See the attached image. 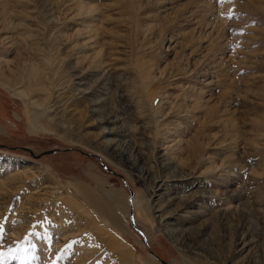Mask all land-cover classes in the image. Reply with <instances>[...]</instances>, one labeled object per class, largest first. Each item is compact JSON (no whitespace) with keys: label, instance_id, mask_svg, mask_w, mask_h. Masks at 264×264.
Returning a JSON list of instances; mask_svg holds the SVG:
<instances>
[{"label":"rangeland","instance_id":"rangeland-1","mask_svg":"<svg viewBox=\"0 0 264 264\" xmlns=\"http://www.w3.org/2000/svg\"><path fill=\"white\" fill-rule=\"evenodd\" d=\"M0 71V264H264V0H0Z\"/></svg>","mask_w":264,"mask_h":264},{"label":"bare ground","instance_id":"bare-ground-1","mask_svg":"<svg viewBox=\"0 0 264 264\" xmlns=\"http://www.w3.org/2000/svg\"><path fill=\"white\" fill-rule=\"evenodd\" d=\"M101 62H102V60H101ZM30 69L32 70L31 73H30V75H29V79L31 80L30 85L31 84L33 85L31 87H35V88L38 87V89L39 88L40 89L42 88V89L45 90V88H43L42 85H40L38 83V80L40 79V78L37 79V76H38L37 74H39V73H36V72H38V71H35L34 68H30ZM30 69H29L28 72H30ZM4 73H5V71L3 73L0 71V83L1 84H7V83L9 84L10 83V85H12L13 84L12 81L9 82L8 81V78H7V75H5ZM12 78H13V76H12ZM71 78H73V80H78L80 77L79 76H76V75H72ZM28 82H29V80H28ZM76 84H77V86H80V87L83 86V88H85L84 83L81 84L80 81H78V83H76ZM93 84L94 85L89 86V87H87L85 89H82V92H81V94L83 93V95H88L89 98H91L89 100L90 101V107L93 108V111H91V113L93 114V116H95V115H97L99 117L101 116L100 118H101V121L103 123H114L116 121V118H115L114 114L112 112H109V111L105 110V106H104L103 99L102 100H100V98L98 99L99 94L96 95V92H97L98 89H102L101 87L104 88V87H106V85H108L107 80H102V76H101L99 79L95 80L93 82ZM38 89H37V91H38ZM17 95H21L22 96L23 95V92L21 91ZM108 134H113V131L109 132ZM115 144L116 143H114L113 141H111V144H110L111 147L110 148L113 150V152H115V154H117L120 158L125 159L127 161L128 165H130L131 167L135 168V165L137 164L136 163V158H132L130 156H127L126 157V154L124 152L116 149L117 146ZM153 182L156 183V180L153 181ZM158 187H157V185H156V187H152V185H151V189L153 191H154L155 188H157V191H160L161 186H158ZM76 191L81 192V193L84 194V191L82 189H80V188H76ZM176 200H175V198H172V199H169L167 203L170 206H172V205H179L181 199H176ZM164 214H165V212H164ZM165 215L166 216L163 218V223H164L163 225H164L166 234L168 235L169 238L173 239V242L175 244H179L180 242H183V238H182L183 237V234H181L180 232H178V230L174 229L173 228V226H174L173 224H170L169 223V220L174 219V217L176 216V211H174V210L171 211L170 210V212H169V210H168V212H166ZM110 220H112V219H110ZM112 222H113V220H112Z\"/></svg>","mask_w":264,"mask_h":264},{"label":"water","instance_id":"water-1","mask_svg":"<svg viewBox=\"0 0 264 264\" xmlns=\"http://www.w3.org/2000/svg\"><path fill=\"white\" fill-rule=\"evenodd\" d=\"M55 150H53V151H48V153H51V152H54Z\"/></svg>","mask_w":264,"mask_h":264}]
</instances>
